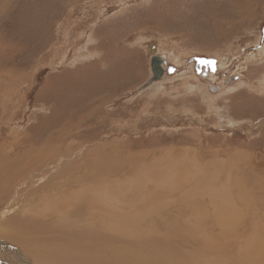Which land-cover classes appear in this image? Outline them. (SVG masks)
<instances>
[{"label":"rangeland","instance_id":"374dc122","mask_svg":"<svg viewBox=\"0 0 264 264\" xmlns=\"http://www.w3.org/2000/svg\"><path fill=\"white\" fill-rule=\"evenodd\" d=\"M53 132L67 178H112L77 227L0 234V264H264V0H0V163ZM44 195L0 191V229L45 220Z\"/></svg>","mask_w":264,"mask_h":264},{"label":"bare ground","instance_id":"6f19581e","mask_svg":"<svg viewBox=\"0 0 264 264\" xmlns=\"http://www.w3.org/2000/svg\"><path fill=\"white\" fill-rule=\"evenodd\" d=\"M154 46H155L154 54L162 50V48H159L158 44L155 43ZM165 57L166 56L164 55V58ZM201 65L204 66L206 64H201ZM57 133L53 132L50 137L48 136L46 137V139L45 138L43 139V142L41 143V145H37V146L34 143H39L38 141H40L43 138L42 137L43 135L40 134L36 138L35 137L30 138L29 142H34V143L30 144L22 152H16L18 143H14L6 147L9 151L5 152V160H3L5 165L0 163V177L6 176V178L4 181H0V191L1 192L5 191L7 193V196L10 195L13 191H17L19 195H22V196L25 195L24 198H26L27 192L28 191L31 192L32 189H34L35 192L38 193L39 195L43 193L45 194L44 199H45V204H47L46 209L48 210L43 211L46 214L45 216L46 218L42 222L35 221L30 215L26 216L25 222H24L23 217L20 218L22 219V221H20L19 219L15 218V215L13 214V213H20V215H22L23 213L19 212L17 209H13L12 215L8 218L9 219V221L7 222L8 225L0 229V234H2L4 237L6 236V233L8 232H19V233L27 232V233H32V234H36L39 232V234H42L43 232L40 231L39 226L44 228L43 226L49 223L50 225L53 226L51 227V229H54L55 228L54 226L56 225V223L59 222L60 219L64 222L69 218L73 219V222H66L67 227L68 228H70V226L77 227L78 222L72 216L80 217L84 214L85 216L84 220L86 219L87 221L88 219L93 218L92 217L93 208L96 205L94 204L96 200H94L92 196V192H93L92 187H94L93 184L96 179H101V180H104L105 182L108 181L110 178H112L110 176L111 173H108L109 171H107L108 166L106 167L102 166L98 168L99 170L97 171V174H92V172L90 173V171L88 170L90 169V167L89 165L86 164L87 163L86 162L82 166L83 169H78L81 172V174L78 172L79 175H76V179L74 181L76 183L73 182L74 179H72L71 181L69 178H67V176L71 173L75 165V161L70 159V157L73 154L72 147L74 145H69L67 147H64V146L60 147L59 145H56L55 143L59 141L58 136L61 132L58 134ZM1 151H2V147H0V152ZM95 153L96 155H101L99 152V149L98 151H95ZM0 157L3 158L4 156L2 155ZM104 161L105 163L106 162L114 163L112 162V160L110 161V159H105ZM118 163L119 162H117V164ZM98 165H101V163L96 164L95 167L97 168ZM118 166L119 164L116 166V168ZM6 170H8L7 173H6ZM75 174L76 173H74L73 175ZM112 176H115V175H112ZM73 183L78 184L77 185L78 189L76 191H72V190L70 191L69 187ZM9 186L11 187L9 188ZM17 186L21 187L22 189L21 192L16 188ZM75 192H77V196L75 195ZM60 195H62L63 199H65L66 201H62ZM111 195L113 196V193ZM118 196L120 195L118 194ZM118 196L116 198H119ZM113 197L114 199H116L115 195ZM120 198H119V201H120ZM117 200L118 199H116V201ZM104 201H107V200H104ZM31 202H34L33 198L31 199L28 198L24 201V205L26 207H31L30 206ZM104 207L106 206L99 205V204L96 206V208L99 210L104 209ZM18 209H21V208H18ZM48 211H51V212H48ZM61 211L64 212L65 214L64 217H61L60 215H58V213H60ZM95 223L96 222H93V224L87 227H89L92 231V228L93 229L96 228ZM30 224L32 226L31 227L29 226L30 228L27 231L25 228L26 226ZM99 225H101L100 227L102 228L107 227V225L102 224V223H100ZM72 229H77V228H72ZM83 229L84 228H82V230ZM82 234L84 235V233ZM58 236H60V233ZM73 236L74 235H72V237ZM39 238H42V236H40ZM57 240L59 242V239ZM62 240H64L63 237H62ZM0 241L4 242L5 244L7 243V241L5 239H2L1 237H0ZM39 258L42 259L41 255L39 256Z\"/></svg>","mask_w":264,"mask_h":264},{"label":"water","instance_id":"95a60500","mask_svg":"<svg viewBox=\"0 0 264 264\" xmlns=\"http://www.w3.org/2000/svg\"><path fill=\"white\" fill-rule=\"evenodd\" d=\"M152 40H154V41H151L152 43L150 44V53L152 54L151 55L152 56V60H151L152 77L150 78V82L157 80L164 73V69H163L162 65H160L161 59L159 57H157L156 54H154L155 53L154 43H156L155 42L156 40L155 39H152ZM194 59L196 61L197 72H199L201 64H206L207 59L205 57H195ZM208 62L210 64V68L213 69L214 60L210 59ZM173 70H174V66H169L167 69V72H172Z\"/></svg>","mask_w":264,"mask_h":264},{"label":"flooded vegetation","instance_id":"af4514ba","mask_svg":"<svg viewBox=\"0 0 264 264\" xmlns=\"http://www.w3.org/2000/svg\"><path fill=\"white\" fill-rule=\"evenodd\" d=\"M207 59V58H206ZM210 59H207V62H206V66H207V69L209 70V71H214V70H216V69H218L217 67H216V64L214 63V67H213V69H211L210 68V64H209V61ZM165 61L164 60H161V62H160V65H162V63H164ZM166 63V62H165ZM202 66L203 65H201V67H200V71H199V74H202V75H205V73L208 75L209 74V72H208V70H205V71H202L201 69H202ZM221 66H223V65H221ZM165 67V66H164ZM167 67V66H166ZM219 67V66H218ZM195 70L197 71V68H196V61H195Z\"/></svg>","mask_w":264,"mask_h":264}]
</instances>
